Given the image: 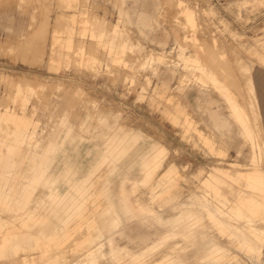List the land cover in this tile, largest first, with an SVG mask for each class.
Returning a JSON list of instances; mask_svg holds the SVG:
<instances>
[{"label": "rangeland", "instance_id": "obj_1", "mask_svg": "<svg viewBox=\"0 0 264 264\" xmlns=\"http://www.w3.org/2000/svg\"><path fill=\"white\" fill-rule=\"evenodd\" d=\"M258 71L264 0H0V264H264V192L205 185H264Z\"/></svg>", "mask_w": 264, "mask_h": 264}, {"label": "bare ground", "instance_id": "obj_2", "mask_svg": "<svg viewBox=\"0 0 264 264\" xmlns=\"http://www.w3.org/2000/svg\"><path fill=\"white\" fill-rule=\"evenodd\" d=\"M144 21H147L146 16H144ZM103 35H104V33H101L100 37ZM256 76H257L256 83L258 84V87H259V99L261 102V106L264 109V83L262 84V80H261L262 78H264V73L258 71V72H256ZM209 77H212V75H209ZM213 80L217 86H219L223 91H226V96L232 105L234 113L237 114L238 119L244 124L245 119L242 116L241 109L238 107L236 101L232 98V96H230V94L227 93V89L224 86L220 85V83L218 82V80L216 78H213ZM207 103H208V106L206 109L209 110L210 114L214 115L215 118H218V114L214 113L212 111V108H211L212 105L214 104V101H210ZM3 117H7V118L14 120L17 124H19V126L25 125L24 123L26 122V118L20 117V116L16 115L15 113H10L9 111H6V113H4V114H0V118H3ZM245 128H246V125H245ZM19 130H21V129H19ZM246 130H247V133L250 134V131L248 130V128H246ZM21 137H22V135H21ZM130 139L131 138H128V137H125V138L124 137L123 138L117 137L114 140V144L116 145V147L119 148L123 144L128 143L130 141ZM149 166H150V163H144L142 170L145 173L148 172ZM151 175H152V172H151V174L147 173V176H149V178L152 177ZM243 177L249 179V181H248L249 184H251L252 181H255L257 184L255 183V184H253L252 187L249 186L247 188L246 187H240L243 189L240 191L239 195L233 200L229 196H226L225 192L223 191V187H222V183L227 182V180H230V178H236L229 171L224 170L222 168L212 169L209 177L205 180V185L209 188V190H213L215 192L216 196H219L220 201L225 206H227L230 209V211L237 213L239 215H242L245 212V207H248L249 205L252 204V202H255L257 200V198L255 196L254 197H251V196L254 194H262L264 192V185H263L262 177L258 173V171H252V172L249 171L248 173H245L242 175L240 174L238 176V178H236V180H239ZM250 180H252V181H250ZM49 183H51L52 186H56L58 184V180L52 179V181H50ZM258 183H260L261 185H258ZM51 199L54 202H58L60 197H59V195L55 194L51 197ZM192 200H193V204L195 205V207L205 208L208 210V212H212V213L213 212H221L219 209H215L214 207H212L206 201L204 202L203 199H201V197H199V196L192 197ZM230 201H233V203L231 205H230ZM116 209H117L116 212H118L119 214L123 213L127 217L128 221H138V220L142 221L143 220L142 213L134 206V204L130 200L128 192L125 190H123L122 196L118 198V203L116 204ZM243 216H245V214ZM213 218L216 219V216L213 215ZM122 220L123 219H121V215H120V217H118L115 222L120 223ZM216 222H217V219H216ZM242 231H243L244 237L245 236L247 237V235H248L246 242L251 246V249L253 251H255V254H259L258 244H259V240H261L260 234H258L257 230H255V229L249 230L250 232L249 231L246 232L244 230H242ZM246 233H248V234H246ZM119 254H121V253H118L117 255H119ZM166 264H168V263H166Z\"/></svg>", "mask_w": 264, "mask_h": 264}]
</instances>
